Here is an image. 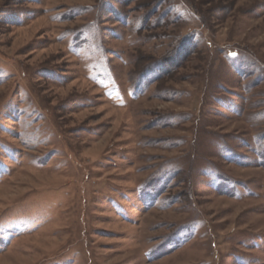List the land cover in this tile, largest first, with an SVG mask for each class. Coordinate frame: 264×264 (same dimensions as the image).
<instances>
[{
	"label": "rangeland",
	"instance_id": "rangeland-1",
	"mask_svg": "<svg viewBox=\"0 0 264 264\" xmlns=\"http://www.w3.org/2000/svg\"><path fill=\"white\" fill-rule=\"evenodd\" d=\"M0 264H264V0H0Z\"/></svg>",
	"mask_w": 264,
	"mask_h": 264
}]
</instances>
